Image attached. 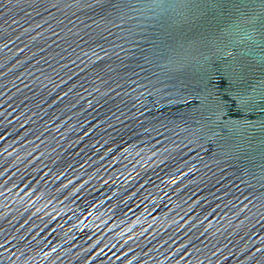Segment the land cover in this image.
I'll use <instances>...</instances> for the list:
<instances>
[{"label": "water", "instance_id": "1", "mask_svg": "<svg viewBox=\"0 0 264 264\" xmlns=\"http://www.w3.org/2000/svg\"><path fill=\"white\" fill-rule=\"evenodd\" d=\"M0 264H264V0H0Z\"/></svg>", "mask_w": 264, "mask_h": 264}]
</instances>
